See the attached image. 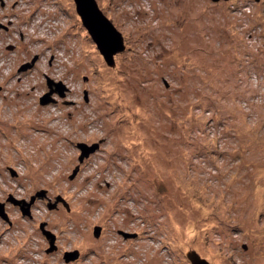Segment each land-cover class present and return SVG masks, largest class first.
<instances>
[{"label":"rangeland","instance_id":"obj_1","mask_svg":"<svg viewBox=\"0 0 264 264\" xmlns=\"http://www.w3.org/2000/svg\"><path fill=\"white\" fill-rule=\"evenodd\" d=\"M95 1L111 67L73 0H0V264H264V0Z\"/></svg>","mask_w":264,"mask_h":264},{"label":"water","instance_id":"obj_2","mask_svg":"<svg viewBox=\"0 0 264 264\" xmlns=\"http://www.w3.org/2000/svg\"><path fill=\"white\" fill-rule=\"evenodd\" d=\"M75 12L79 16L81 20L82 26L86 29L87 33L91 37L92 41L96 45V48L98 49L99 53L104 58L106 64L108 66H111L114 64L113 62V55L116 52H119L123 50L122 47V36L121 34L114 28L113 24L105 17V15L102 13V11L99 9L97 3L95 0H73ZM33 62V61H32ZM29 63L23 64L19 69L23 70L27 67H30L32 65ZM49 80H47V85L49 87ZM56 88L55 91L59 92V95H64L63 91H65L67 88L61 83H55ZM53 91L49 89L47 94L42 96L39 100L42 104H48L50 101H54L50 97L51 93ZM77 148L79 149V156H78V162H82L85 157H88L89 154L94 152L98 148V144H86V143H77ZM79 169V166H76L72 174L69 176V178H73L75 174L77 173ZM37 196H44V191L40 190L38 193H36ZM35 196H32L29 203L26 205H30ZM15 203H19V201L15 200ZM57 202H61L66 208H68L67 203L65 200L58 196L55 198V201L52 205L49 207H55ZM28 207L26 206V209ZM26 209H22L23 213H27ZM0 215H4L2 210V203H0ZM100 228L95 227L94 228V236L97 237L99 235ZM119 233H122L123 237H134L136 234H126L124 232L119 231ZM52 239V237H51ZM50 239V240H51ZM52 242V241H50ZM51 244V243H50ZM78 256V252L74 251L71 253L65 254V260L68 261L71 258H76ZM188 259L190 260L191 264H209L206 262V260L199 257V255L195 251H190L187 255Z\"/></svg>","mask_w":264,"mask_h":264},{"label":"flooded vegetation","instance_id":"obj_3","mask_svg":"<svg viewBox=\"0 0 264 264\" xmlns=\"http://www.w3.org/2000/svg\"><path fill=\"white\" fill-rule=\"evenodd\" d=\"M210 1H212V2H217V3H219V4H225V3H228L229 4V2L231 3V4H233V1H237L238 2V4H237V9H239V8H241V3H243L244 2V4H250L251 3V0H210ZM261 0H256V2H260ZM232 8H234V6L232 5ZM9 24H10V22H9ZM0 28H3V29H7L8 28V26H5V25H0ZM50 82V81H49ZM50 85H49V87H50V89H52V90H54L55 88H56V86H55V83H53V82H50L49 83ZM48 86H47V88H49ZM78 172V171H77ZM41 190V189H40ZM33 195H31L30 196V198H28V199H31V197H32ZM44 196H47L46 195V192L44 191ZM49 199V198H48ZM16 199H15V197L13 196V195H11V194H8L7 196H5V197H3V200H0V203H2V210H3V213L5 214V216L4 215H0V218H3L4 220H5V222L8 220L9 221V223L8 224H10L11 223V220L10 219H8V215L10 214L9 213V209L10 208H14L16 211H17V213L20 215V216H23V212H22V210H21V208H20V206L21 205H25L26 204V200L24 201V199H19L18 201H19V203H15L14 201H15ZM50 200V199H49ZM34 201V200H33ZM49 205H50V203H48ZM61 205H63L62 203H60ZM64 206V205H63ZM65 207V206H64ZM66 209H68V208H66ZM27 215H28V213H27ZM7 216V217H6ZM119 232V231H118Z\"/></svg>","mask_w":264,"mask_h":264},{"label":"trees","instance_id":"obj_4","mask_svg":"<svg viewBox=\"0 0 264 264\" xmlns=\"http://www.w3.org/2000/svg\"><path fill=\"white\" fill-rule=\"evenodd\" d=\"M226 122H228V117L225 118V117L223 116V117H222V124H223V125H226Z\"/></svg>","mask_w":264,"mask_h":264},{"label":"bare ground","instance_id":"obj_5","mask_svg":"<svg viewBox=\"0 0 264 264\" xmlns=\"http://www.w3.org/2000/svg\"><path fill=\"white\" fill-rule=\"evenodd\" d=\"M111 66H114V65H111ZM111 66H110V67H111ZM108 67H109V66H108ZM41 104H42V103H41Z\"/></svg>","mask_w":264,"mask_h":264}]
</instances>
